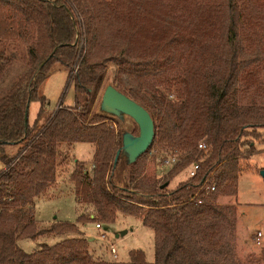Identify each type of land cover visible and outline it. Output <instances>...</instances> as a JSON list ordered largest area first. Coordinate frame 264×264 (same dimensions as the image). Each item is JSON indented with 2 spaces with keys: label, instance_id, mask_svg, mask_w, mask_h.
Wrapping results in <instances>:
<instances>
[{
  "label": "trees",
  "instance_id": "16d2710c",
  "mask_svg": "<svg viewBox=\"0 0 264 264\" xmlns=\"http://www.w3.org/2000/svg\"><path fill=\"white\" fill-rule=\"evenodd\" d=\"M107 63L111 83L148 110L155 128L148 149L127 163L124 187L113 181L123 131L93 107ZM75 65L73 104L44 115L42 84ZM32 101L41 105L30 124ZM78 142L95 152L88 165L74 160L69 177L88 211L76 222L138 217L154 233L152 261L141 249L126 261L94 257L81 236L31 252L17 245L82 233L69 221L42 228L33 209L57 178L60 146ZM255 142H264V0H0V264H264V241L259 257L236 258V206L217 202L236 196L240 158ZM11 143L19 149L8 156ZM153 147L157 164L175 162L146 183ZM193 162L195 175L167 189Z\"/></svg>",
  "mask_w": 264,
  "mask_h": 264
},
{
  "label": "rangeland",
  "instance_id": "374dc122",
  "mask_svg": "<svg viewBox=\"0 0 264 264\" xmlns=\"http://www.w3.org/2000/svg\"><path fill=\"white\" fill-rule=\"evenodd\" d=\"M77 66L70 70L59 69L52 72L41 86V94L46 97L44 115L50 116L60 106H71L73 104L72 77ZM113 65L107 63L105 80L101 86L100 93L94 103V110H99V101L105 85L112 84ZM113 85V84H112ZM39 101H32L29 105L28 120L32 124L40 108ZM114 124L118 132L130 131L138 133L135 121L129 116L113 117L106 119ZM42 119L41 123H44ZM6 155L11 156L19 149V144L11 143L5 146ZM95 152V145L78 142L74 145L62 144L60 154L57 157V178L47 189L46 193L36 198L33 203L34 217L40 227L48 228L54 222H74L79 227L81 234L48 232L37 236L35 239L20 238L17 245L26 252L38 249L43 244L54 245L62 240L84 237L88 240L89 251L94 257H102L106 260L126 261L129 259V251L141 249L148 261L154 257V233L149 227L144 226L140 219L132 215L118 213L112 224H101L96 226L93 220L85 223L76 222L79 214L88 211L82 208L76 201L70 174L74 169V160L78 159L90 163ZM157 149L153 147L148 151L145 158V166L141 179L152 182L163 177L168 167L157 164ZM240 159V173L238 179V190L236 196L219 197L217 202L222 204H233L237 210V220L233 231V245L235 256L240 261H246L254 256L259 257V248L264 241V142H255V150ZM89 167V166H88ZM7 168L0 159V172ZM188 169L179 172L169 183L167 189L174 188L179 182L188 179ZM129 166L126 158L120 155L119 162L114 170L113 181L116 185L124 187L128 182ZM91 217V215H90ZM261 233L259 240L255 239ZM111 247L115 252L111 251Z\"/></svg>",
  "mask_w": 264,
  "mask_h": 264
},
{
  "label": "water",
  "instance_id": "95a60500",
  "mask_svg": "<svg viewBox=\"0 0 264 264\" xmlns=\"http://www.w3.org/2000/svg\"><path fill=\"white\" fill-rule=\"evenodd\" d=\"M98 111L115 118L129 116L138 127L137 134L130 131L122 132L121 147L116 152L114 162L123 154L126 163H133L151 145L155 128L150 113L140 103L119 91L114 85H105L99 101Z\"/></svg>",
  "mask_w": 264,
  "mask_h": 264
},
{
  "label": "built area",
  "instance_id": "2783aa9c",
  "mask_svg": "<svg viewBox=\"0 0 264 264\" xmlns=\"http://www.w3.org/2000/svg\"><path fill=\"white\" fill-rule=\"evenodd\" d=\"M198 147L199 148H202L204 149L205 148V144L203 142H200L198 144ZM175 162V158L172 157L170 159H167L165 161V164L163 166L165 167H168L171 163ZM199 169V163L198 162H193L190 166H189V169H188V178L189 177H192L195 175L196 171ZM211 189L213 190L214 189V186L211 187ZM96 226L97 227H100L101 225L99 223H96ZM261 236V233L258 232V235L255 237V239L259 240V237ZM111 251L112 252H115V249L113 247H111Z\"/></svg>",
  "mask_w": 264,
  "mask_h": 264
}]
</instances>
